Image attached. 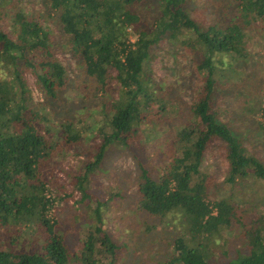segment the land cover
Returning <instances> with one entry per match:
<instances>
[{"label":"trees","instance_id":"1","mask_svg":"<svg viewBox=\"0 0 264 264\" xmlns=\"http://www.w3.org/2000/svg\"><path fill=\"white\" fill-rule=\"evenodd\" d=\"M203 1L207 11L197 0H42L26 12L24 0H0V226L22 221L37 238L29 250L17 237L6 241L0 264H124V244L105 226L102 199L86 202L93 199L92 176L107 150L135 159L137 213L145 230L160 224L176 230L165 264H264V207L242 196L248 182L264 187V161L221 116L228 111L226 97L250 114L264 111L262 81L238 74L235 66L252 54L250 30L264 29V0ZM197 10L200 16H194ZM209 10L212 18L201 20ZM56 32L77 62L80 82L102 100L93 121L101 142L85 154L89 162L74 182L86 211L82 219L67 218L68 225L53 212L65 199L48 173L56 141L81 145L87 128L72 117L46 126L50 118L36 107L25 78L32 71L47 105L69 87L73 80L57 56ZM165 38L182 39L202 84L189 103V118L180 125L166 120L168 127L156 130L167 115L175 119L184 111L173 108L144 68ZM149 125L169 135L159 145L172 148V156L156 165L145 164L133 142L152 132ZM214 142L225 149L223 183L233 192L243 187L238 198H211L219 184L209 178L204 158ZM68 227L86 229L81 248Z\"/></svg>","mask_w":264,"mask_h":264},{"label":"rangeland","instance_id":"2","mask_svg":"<svg viewBox=\"0 0 264 264\" xmlns=\"http://www.w3.org/2000/svg\"><path fill=\"white\" fill-rule=\"evenodd\" d=\"M195 3L199 8H203L200 9L201 11H207L208 7L206 9L203 7V0H197ZM40 5L42 6V0H24L26 12H30L32 8H39ZM200 10L195 11L194 16H200ZM42 13H45V10ZM211 13L212 11L209 10L207 16L205 14L201 20L211 19ZM249 34L252 35L250 44L252 54L244 62L237 63L235 66L238 74H242L250 80L257 76V82L262 81L264 86V29L252 28ZM55 37L58 42L57 56L67 67L73 81L66 90L60 93L58 100H51L52 102L48 105L32 71L25 72L27 85L36 107L50 118L46 126L56 127L57 123L64 118L72 117L78 119L79 125L84 129L87 128V131L81 145L70 146L62 139L55 143L58 145V152L48 175L50 180L54 179L53 181L57 183L58 192L65 200L60 201L56 205L57 207H54L53 212L57 218L63 219L65 225H68L70 221L67 224L66 219L70 216V220L82 219V214L86 211V202L94 203L95 200L102 199L103 206L106 208L105 226L124 244L122 253V256L126 257L124 264H165L164 260L171 254L167 247H170L176 230L173 232L171 231L173 229L167 228L164 224H160L159 227L151 231L145 230L144 217L138 216L137 213L139 204L137 174L139 171L135 159L130 153L121 154L107 150L102 168L92 176L94 181H92L90 192L93 199L87 200L85 203L77 202L80 200L81 194L74 182L77 178L82 177L85 166L89 162V156L87 157L85 154L95 152L97 145L101 142L96 128L93 127V121L100 117L94 111L102 107V100L94 99L89 95V88L86 87L84 81L80 82L77 62L72 53L63 45L61 34L56 32ZM181 43V38L177 41L170 38L161 40L152 49L151 57L144 65L147 75L152 80L150 82L161 94H166L173 99L171 104L174 105L173 108L182 105L184 109L182 117L174 119L173 115H167L161 120L163 125L157 124L156 130L167 128L168 125H164L166 120L171 119V123L180 125L185 118H189V115H186L189 103L194 100L196 91L202 84V74L196 70L192 56ZM225 102L228 103L226 104L228 111H222V118L231 123L238 136L244 139L248 149L264 161V129L259 127L260 123L264 124V111L250 114L241 107L240 103L233 102L227 97ZM263 102L262 98L261 103L264 104ZM149 126L152 132L136 135L133 142L143 157L144 163L156 165L162 160H166L167 156H172V148L171 143L166 146L159 145L162 140H167L169 135L155 132L154 127ZM224 156L225 149L218 142L212 143L205 153L204 169L209 178L219 184L213 186L212 199L225 198L231 194L238 198L239 194H243V187H239L237 191L233 192L229 185L223 183L227 171ZM248 184H250L249 190L245 196L242 195L243 199L251 201L249 198H254L258 206L260 204L264 207V187L256 186L253 182H248ZM68 229L74 231L73 227H68ZM34 230L35 228L32 227L27 229L22 221L16 225L12 224L8 229L0 226V248L8 247L9 244L6 241L17 237L18 243L22 242L23 246L29 250L34 247V243H37V238L34 237L36 235L33 234ZM85 232V228L81 230L76 227L72 234L69 233L71 242H76V247L81 248V238Z\"/></svg>","mask_w":264,"mask_h":264}]
</instances>
